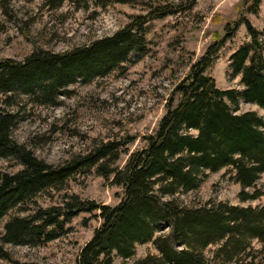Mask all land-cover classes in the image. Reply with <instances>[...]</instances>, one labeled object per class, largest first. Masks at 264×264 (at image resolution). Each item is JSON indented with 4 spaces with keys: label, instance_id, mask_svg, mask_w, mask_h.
<instances>
[{
    "label": "trees",
    "instance_id": "trees-1",
    "mask_svg": "<svg viewBox=\"0 0 264 264\" xmlns=\"http://www.w3.org/2000/svg\"><path fill=\"white\" fill-rule=\"evenodd\" d=\"M66 0H46L57 8ZM76 9L90 5L107 8L116 3L143 4L145 13L114 34L63 52L35 48L24 60L0 59V92L15 105V95L28 96L38 105H56L73 93L76 83L89 84L135 62L149 51L150 23L193 8L197 0H70ZM262 0H248L245 11L258 14ZM0 10L13 17L11 0H0ZM246 25L250 40L230 56L233 78L243 89H221L210 74L219 51ZM264 31L246 16L223 37L215 38L206 52L191 64L176 85L157 128L143 136L145 145L129 153L134 137L96 139L85 154L63 164L39 158L13 137L21 121L19 111L0 108V159H15L22 167L0 171V221L8 217L4 244L39 246L69 232L68 224L82 213L101 220L92 238L81 248L77 264H113L115 257L131 260L138 244L153 242L159 255L149 254L126 264H264V204L240 206L225 201L205 205L182 204L176 195L199 188L207 172L231 168V178L242 186L241 200L264 195L258 181L264 173V118L256 111L238 113L240 102L264 109ZM129 153L124 165L119 162ZM92 168L112 185L124 190L116 205L65 193L59 205L43 207L36 197L50 189L62 190L69 180ZM248 189V190H247ZM251 189L252 191H250ZM16 211V213H12ZM88 218L83 220L87 225ZM262 243L255 249L251 240ZM220 244L212 259L204 250ZM251 246V247H250ZM250 250L261 257L240 256ZM251 252V251H250ZM251 253V254H252ZM249 254V253H248ZM0 264H42L21 261L0 244Z\"/></svg>",
    "mask_w": 264,
    "mask_h": 264
},
{
    "label": "rangeland",
    "instance_id": "rangeland-1",
    "mask_svg": "<svg viewBox=\"0 0 264 264\" xmlns=\"http://www.w3.org/2000/svg\"><path fill=\"white\" fill-rule=\"evenodd\" d=\"M172 1L179 3L186 0ZM45 2L11 0L12 18L0 10V59L24 60L35 48L63 52L89 44L114 34L130 21V15L147 11L143 4L116 3L107 8L90 5L85 10L76 9L70 0L57 8H50ZM155 3H158L157 0ZM246 4L248 6V0H197L190 10L152 21L147 35L149 51L139 60L125 63L123 70L89 84L76 83L71 86L72 95L61 96L56 105H38L25 95H14L16 104L8 105L6 101L10 94L0 92V108L21 113L22 119L13 130L14 139L26 144L39 158L55 165L87 153L96 139L109 141L131 136L134 141L128 145L129 153L142 148L145 145L143 136L157 128L176 85L211 42L224 36L226 23L233 26L244 15L256 28L264 31V0L258 14L245 11ZM249 40L246 25L241 24L234 38L219 51L215 66L210 71L219 88L243 89L240 77L231 76L230 56ZM249 110L264 118L263 108L241 101L238 113ZM129 153L122 154L121 165L125 164ZM21 167L13 158L0 159L2 172L14 173ZM207 173L199 188L176 195L182 204L198 206L211 201L240 206L264 204V195L255 200L240 199L242 186L231 178V168ZM258 187L264 191V173ZM65 193H76L83 199L116 205L124 190L112 185L92 168L69 180L64 189L47 190L35 199L39 205L49 207L61 204ZM86 218L88 223L84 225ZM7 219L5 217L0 221V244L21 261L42 264H77L81 248L101 224V220L91 214L82 213L68 224L67 234L47 244L31 247L2 242ZM250 243L255 249L263 247L257 239H252ZM219 245L206 247L204 252L208 258L213 260ZM250 247L240 255L243 259L247 260L249 255L261 257L262 251L252 253ZM149 254L159 255L153 242L138 244L133 259L126 261L115 257L113 264L130 263ZM217 263L222 264V261Z\"/></svg>",
    "mask_w": 264,
    "mask_h": 264
}]
</instances>
